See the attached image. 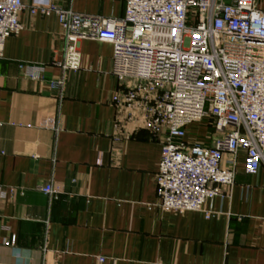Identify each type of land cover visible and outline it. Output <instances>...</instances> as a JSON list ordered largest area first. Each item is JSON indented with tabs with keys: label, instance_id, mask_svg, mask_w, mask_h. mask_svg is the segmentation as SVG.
Listing matches in <instances>:
<instances>
[{
	"label": "crops",
	"instance_id": "obj_1",
	"mask_svg": "<svg viewBox=\"0 0 264 264\" xmlns=\"http://www.w3.org/2000/svg\"><path fill=\"white\" fill-rule=\"evenodd\" d=\"M52 1L112 18L126 6ZM27 7L0 59V185L16 191L0 198V264H264V167L246 174L241 153L235 184L214 198L210 218L162 209L160 141L144 127L115 126L113 97L128 81L113 73L114 45L82 40L80 68L63 70L54 64L66 46L57 16ZM22 64L46 71L32 78ZM54 79L62 89L50 87ZM205 133L199 127L198 140ZM48 183L55 197L41 190Z\"/></svg>",
	"mask_w": 264,
	"mask_h": 264
},
{
	"label": "built area",
	"instance_id": "obj_2",
	"mask_svg": "<svg viewBox=\"0 0 264 264\" xmlns=\"http://www.w3.org/2000/svg\"><path fill=\"white\" fill-rule=\"evenodd\" d=\"M23 0H0V59L6 39L23 30ZM31 13L55 14L63 29V70L81 66L82 40L114 45L113 73L128 81L114 94L115 126L146 128L161 143L159 206L214 214L212 201L236 181L239 155L248 175L264 167V8L258 0H126L121 18L89 16L52 0H33ZM32 78L45 65H21ZM50 87L62 89L63 79ZM211 119L219 136L187 140V127ZM41 190L56 196L52 183ZM15 189L0 198L14 197ZM99 262L104 258L98 257Z\"/></svg>",
	"mask_w": 264,
	"mask_h": 264
},
{
	"label": "rangeland",
	"instance_id": "obj_3",
	"mask_svg": "<svg viewBox=\"0 0 264 264\" xmlns=\"http://www.w3.org/2000/svg\"><path fill=\"white\" fill-rule=\"evenodd\" d=\"M261 0H258L259 2V5L261 6ZM262 7V6H261ZM195 128L193 129V131H191V137L190 139H188L189 141L191 142H195L198 140L197 138V134H198V128L200 127L201 129H204L206 131V142L209 143V144H212L213 142V139H215L216 137H218L219 135L216 134L215 130H214V127H213V123H212V120L211 119H203L201 121H197L195 122Z\"/></svg>",
	"mask_w": 264,
	"mask_h": 264
}]
</instances>
